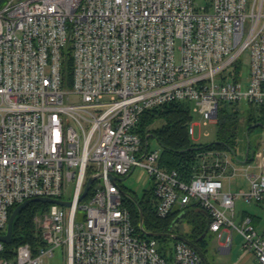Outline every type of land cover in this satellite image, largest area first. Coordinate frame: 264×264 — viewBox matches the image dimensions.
Wrapping results in <instances>:
<instances>
[{
  "label": "built area",
  "instance_id": "obj_1",
  "mask_svg": "<svg viewBox=\"0 0 264 264\" xmlns=\"http://www.w3.org/2000/svg\"><path fill=\"white\" fill-rule=\"evenodd\" d=\"M208 2L0 0V234L27 199L73 202L49 203L35 217L43 240L36 250L23 243L9 257L0 240V264H50L57 247L67 264H203L188 243L163 252L156 237L137 230L109 177L136 167L154 181L159 217L199 205L225 245L237 232L264 264V234L252 215L238 219L236 210L239 198L264 204V142L245 169L237 151H201L185 178L162 166L161 152L137 130L145 110L171 101L190 103L212 123L228 104L264 106V0ZM71 95L82 102L69 103ZM88 171L102 177L79 201ZM239 174L250 189L224 190L223 180Z\"/></svg>",
  "mask_w": 264,
  "mask_h": 264
},
{
  "label": "trees",
  "instance_id": "obj_2",
  "mask_svg": "<svg viewBox=\"0 0 264 264\" xmlns=\"http://www.w3.org/2000/svg\"><path fill=\"white\" fill-rule=\"evenodd\" d=\"M72 60L69 58L64 64V78L66 81L71 80ZM159 119L161 124L154 125ZM193 120L192 106L184 101H171L157 107L145 110L141 115L138 123V132L141 133L145 140H150L156 136L158 141L163 146L161 154V165L167 169H177L181 174L188 178L192 176L195 166L198 163V154L205 150H228V145L235 148L237 144V123L239 122V110L233 108L232 112L223 109L219 120V131L217 140L210 143H196L192 140L189 134V124ZM249 133L255 128L262 127L254 126L258 122L264 123V106L256 110L254 107L249 108ZM231 125H235L232 127ZM236 129V130H235ZM258 146L252 147L250 144V156L248 161L254 159V154ZM89 176L91 172L88 171ZM131 192L138 200L140 208L143 211V222L141 224V212L137 203L131 198L124 196L123 202L130 210L131 217L137 230L143 237L149 236L146 232L163 233L160 236H154L159 241L160 238L167 239L169 233H174V227L179 226L184 220L190 224L189 235L184 234L197 241L200 237H205L198 241V244L205 250L212 264V259L209 255L208 244L213 237L209 229L210 219L208 214L199 207L192 205L186 209H176L168 217L161 218L157 214V198L154 192V187L148 190L143 196L139 197L135 192ZM93 189L90 192V196ZM260 204V203H259ZM262 205V204H260ZM264 205V204H263ZM49 203L33 202L25 206L17 215L14 221V232L11 243L5 246V255L12 257L14 249L23 243H29L34 250L43 245L42 237L36 229L34 217L40 211H45L49 208ZM16 207V206H15ZM14 207V208H15ZM14 208L11 209L10 214ZM243 214L252 215L256 226L258 227L262 218L257 214L245 211ZM180 216V217H179ZM178 219L174 225L175 220ZM182 234V233H175ZM264 234V232H263ZM163 252L171 253L172 248L169 246L160 247ZM169 250V252H168Z\"/></svg>",
  "mask_w": 264,
  "mask_h": 264
},
{
  "label": "rangeland",
  "instance_id": "obj_3",
  "mask_svg": "<svg viewBox=\"0 0 264 264\" xmlns=\"http://www.w3.org/2000/svg\"><path fill=\"white\" fill-rule=\"evenodd\" d=\"M196 3L199 6H208L209 2L208 0H196ZM249 55L246 53L244 54V66L243 71L245 75V79L248 76V67H249ZM69 103H81L82 98L79 95H71ZM234 105L228 104L225 106V109L228 112L233 111ZM236 109V108H235ZM239 110V122L237 123V144L235 145V149L237 151V158H236V164L240 169H245L247 165L245 163H241L239 161L243 160L245 158V150L247 146V130L249 128V106L245 103H240L238 105ZM193 122L196 123L195 126V134L192 136V140L196 143H210L218 138V131H219V123H212L205 121L203 115L194 109L193 111ZM162 120L159 119L154 125L157 126L161 124ZM254 123V122H253ZM252 123V125H254ZM234 127L235 125H231ZM236 130V129H235ZM251 145L252 147H255L258 143L260 144V148L263 146L264 142V128L257 127L255 128L251 133H249ZM263 141V142H262ZM149 148L151 150L158 149L161 154L163 151V146L158 141L156 137H151L149 140ZM256 164V163H255ZM251 172L258 173V167L251 169ZM120 185L127 191L135 192L139 197L143 196L145 193L148 192L153 186L154 181L152 177L142 168V167H136L135 170L123 181H120ZM73 184H71L70 187H72ZM225 189L227 188V181L225 185ZM232 191H248L250 189V184L246 177L244 175H237L232 179ZM69 195H66L65 198H68ZM237 210L239 213L243 210H247L253 214H257L259 217L262 218V221L260 225L258 226V230L260 233L263 234L264 232V205H259L256 202H245L242 200V198H239V200L236 203ZM46 211V210H45ZM45 211H40L35 214V217L37 215L43 216ZM81 215V214H80ZM34 217V222H35ZM36 229L38 226L36 225ZM190 231V224L187 222V220H184L179 226H175L173 232L174 233H182L189 235ZM41 231H39L40 233ZM213 234V233H212ZM234 236V250L233 252L225 256V258L221 260L222 264H259L258 257L254 253L246 252L242 244L244 242L241 235H239L237 232H233ZM177 242V239H175L172 236L167 237V239L160 238L158 241L159 247L166 246L169 248H174L175 244ZM210 246L214 249V251H218L219 249V237L216 234H213V238L210 239L209 242ZM228 257V258H226ZM50 264H67L66 258L64 256L63 248L57 247L55 249V255L52 258H47L46 260Z\"/></svg>",
  "mask_w": 264,
  "mask_h": 264
},
{
  "label": "water",
  "instance_id": "obj_4",
  "mask_svg": "<svg viewBox=\"0 0 264 264\" xmlns=\"http://www.w3.org/2000/svg\"><path fill=\"white\" fill-rule=\"evenodd\" d=\"M260 125H264V123L262 122H258L256 124H254V126H260ZM250 129V128H249ZM249 129L247 130V146H246V150H245V158L243 160H240L239 161L241 163H246L249 159V156H250V136H249ZM154 137H156L154 135ZM147 147H148V143H147ZM228 149L233 152L235 155H236V150L234 147L232 146H227ZM236 158H237V155H236ZM135 170V168L132 169L131 173ZM130 173V174H131ZM130 174L126 175V176H123V177H118L114 174H109V177L113 180L114 183H116L117 185H119V187L121 188L123 194L125 196H127L128 198H131L132 200H134L135 203L138 204L139 208H140V205L138 203V200L137 198L129 191L125 190L122 186H120V181H123L125 178H127ZM102 177V174H97V175H93V176H90L86 182V185H85V188H84V191L82 192L80 198H79V201H82L84 198H86L88 195H89V192L91 190V187L93 185V183L98 179ZM33 202H41V203H56V204H59L61 206H71L72 205V201L71 200H62V199H59V198H52V197H44V196H38V197H33V198H30V199H27L25 200L23 203L17 205L13 212L11 213L10 217H9V222H8V228H7V231L6 233L4 234H0V240L5 242L6 244H9L11 243L12 239H13V232H14V221H15V218L17 217V215L21 212V210L27 206L28 204L30 203H33ZM140 212H141V224L143 222V218H144V215H143V211L142 209L140 208ZM180 217V216H179ZM179 217L175 220L174 222V225L177 223ZM148 235L150 236H160V235H163V233H156V232H146ZM170 236L174 237L175 239L177 240H182L186 243H188L189 245H191L198 253L199 255L201 256L202 258V261H203V264H211L210 261H209V258L207 256V253L205 252V250L198 244V241L203 239L205 237V235H203L202 237H200L197 241H194L193 239H191L190 237L184 235V234H175V233H169Z\"/></svg>",
  "mask_w": 264,
  "mask_h": 264
},
{
  "label": "crops",
  "instance_id": "obj_5",
  "mask_svg": "<svg viewBox=\"0 0 264 264\" xmlns=\"http://www.w3.org/2000/svg\"><path fill=\"white\" fill-rule=\"evenodd\" d=\"M260 144L261 143H258L256 146H258L256 148V150L260 149ZM253 168H256V167H252ZM259 170V169H258ZM239 175H243V174H239ZM237 176V175H235ZM230 177V178H225L223 181H224V190H233L232 189V179L235 177ZM226 181H227V188L228 189H225V185H226ZM260 205V204H259ZM236 210H237V207H236ZM247 211V210H246ZM245 212V210L241 211V213H239V211L237 210V213H238V219H240V217L243 215V213ZM249 212V211H248ZM219 237V236H218ZM213 238V237H212ZM210 244V243H209ZM208 244V250H209V255H210V258L212 259V264H222L221 263V260L222 258L224 259L225 256H228L230 255L233 250H234V242L231 246H227L225 245L224 243V239L222 237H219V249L217 251H214V249ZM244 249V248H243ZM245 250V249H244ZM246 251V250H245ZM247 252V251H246ZM222 257V258H221ZM228 258V257H226ZM233 262H231L230 264H232Z\"/></svg>",
  "mask_w": 264,
  "mask_h": 264
},
{
  "label": "flooded vegetation",
  "instance_id": "obj_6",
  "mask_svg": "<svg viewBox=\"0 0 264 264\" xmlns=\"http://www.w3.org/2000/svg\"><path fill=\"white\" fill-rule=\"evenodd\" d=\"M191 239H193V238H191ZM194 240V239H193ZM195 241V240H194Z\"/></svg>",
  "mask_w": 264,
  "mask_h": 264
}]
</instances>
